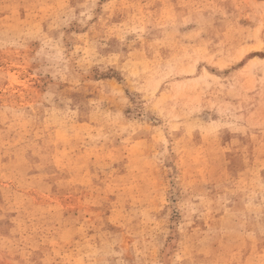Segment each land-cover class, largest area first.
Returning a JSON list of instances; mask_svg holds the SVG:
<instances>
[{
    "label": "rangeland",
    "instance_id": "1",
    "mask_svg": "<svg viewBox=\"0 0 264 264\" xmlns=\"http://www.w3.org/2000/svg\"><path fill=\"white\" fill-rule=\"evenodd\" d=\"M0 264H264V0H0Z\"/></svg>",
    "mask_w": 264,
    "mask_h": 264
}]
</instances>
